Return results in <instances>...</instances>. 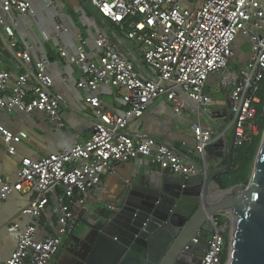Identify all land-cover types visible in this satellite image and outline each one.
I'll return each mask as SVG.
<instances>
[{"label":"built area","instance_id":"obj_1","mask_svg":"<svg viewBox=\"0 0 264 264\" xmlns=\"http://www.w3.org/2000/svg\"><path fill=\"white\" fill-rule=\"evenodd\" d=\"M53 5L52 0H47ZM105 19L118 27L115 32H101L96 40L99 53H89L81 34L75 51L58 46L62 59L76 64L84 78L79 87L88 91L86 99L97 120L90 138L69 149L39 160L24 159L16 182L0 178V204L13 192L36 190L38 197L24 209L31 218L25 227L13 224L9 232L18 234V245L4 264H55L66 242L78 226V211L105 175L117 174V168L138 156L150 158L163 170L189 179L200 169L186 160L177 145L148 135L131 134V121L142 118L158 99L172 104L175 115L183 121L184 113L212 116L214 98L211 86L229 93L235 148L258 134L255 123L260 103L258 93L264 79V0H87ZM34 16L28 0H0L2 51L13 64L0 70V112L19 110L27 115H46L57 126L62 124L64 102L53 92L49 61L33 62L29 51L21 48L15 26L19 18ZM68 29L57 26V37ZM245 36L252 47L247 64L229 68L234 45ZM44 38L51 39L48 35ZM130 43V45L128 44ZM101 85L118 90L128 110L123 115L107 111L96 94ZM196 148L206 168V147L225 140L226 131L197 123L192 127ZM0 135L15 154L14 144L24 134L13 135L0 126ZM12 143V144H11ZM57 195L55 235L39 239L38 228L49 196ZM114 209V207H111ZM216 212L208 246L201 251L200 264H222L226 240L223 236L233 226H219ZM233 218V217H232ZM233 236V235H232ZM200 239L195 237L185 248L177 264H199L195 254ZM230 254V253H229ZM228 254V259H229Z\"/></svg>","mask_w":264,"mask_h":264},{"label":"crops","instance_id":"obj_2","mask_svg":"<svg viewBox=\"0 0 264 264\" xmlns=\"http://www.w3.org/2000/svg\"><path fill=\"white\" fill-rule=\"evenodd\" d=\"M28 1L32 4L35 15L18 19L15 26L16 36L21 48L31 53L33 62L49 61L48 71L54 81L53 92L62 97L65 105L61 121L63 126H57L46 115L39 112L30 115L19 110L0 112L1 127L13 135H25L20 143L14 144L16 153L13 155L9 153V144L0 135V178L9 183L17 181L18 171L24 159L39 160L69 149L75 144L86 142L97 120L96 114L86 102L87 89L79 87L84 78L82 71L76 64L59 56L58 46L75 51L79 42L77 35L81 34L87 51L98 54L96 40L99 34L104 31L108 33L118 31V27L102 17L85 0H52L53 5L50 6L47 0ZM57 26L68 30L57 37ZM44 35H48L51 39H45ZM3 37L0 29V70H10L14 66L2 51ZM96 94L110 113L123 115L128 110L116 88L101 85ZM222 94L227 97L228 102L229 93L222 90ZM216 105L214 98V104L209 107L213 112L212 116L203 113L198 117L192 113V110H188L184 113L183 121H179L172 104L164 98L158 99L142 118L131 121L129 132L134 135H148L159 141L173 142L186 149L188 144L195 141L193 125L201 123L204 126H212L216 131L225 130V141L230 145V133L232 132L234 136L232 119L224 114L226 107L212 109ZM133 164L134 161L122 164L117 168V174L103 176L101 185L92 191L94 194L89 197L88 202L109 200L107 203H113L121 186L132 179ZM62 192V189H58L56 193L49 196V204L39 223L37 234L39 239L55 235L57 232L58 217L55 207L57 195ZM37 197L36 190L13 192L0 204V264H4L11 258L18 245V234L9 232V227L13 224L25 227L30 223L31 218L23 211ZM80 222L78 220V223ZM56 259L58 261V257Z\"/></svg>","mask_w":264,"mask_h":264},{"label":"water","instance_id":"obj_3","mask_svg":"<svg viewBox=\"0 0 264 264\" xmlns=\"http://www.w3.org/2000/svg\"><path fill=\"white\" fill-rule=\"evenodd\" d=\"M231 108L229 100L224 114L232 117ZM177 146L200 169L198 176L183 179L138 156L122 204L100 201L82 207L77 215L90 231L85 237L74 233L57 255V264H177L195 237L200 239L195 254L200 264L216 212L234 218L228 264H264V134L249 184L229 190H216L215 179L233 168L235 138L230 145L218 140L206 147V168L195 141L186 149ZM209 158L217 161L213 168ZM216 191L236 196L219 199L213 196Z\"/></svg>","mask_w":264,"mask_h":264},{"label":"trees","instance_id":"obj_4","mask_svg":"<svg viewBox=\"0 0 264 264\" xmlns=\"http://www.w3.org/2000/svg\"><path fill=\"white\" fill-rule=\"evenodd\" d=\"M258 97L260 98V103L256 105L257 115L255 119V123L258 126V134L252 136L242 146L234 149L232 170L228 174L220 175L215 179L221 190H229L238 185H248L250 182L251 171L264 134V79L261 83ZM226 262L224 257L222 264H226Z\"/></svg>","mask_w":264,"mask_h":264},{"label":"rangeland","instance_id":"obj_5","mask_svg":"<svg viewBox=\"0 0 264 264\" xmlns=\"http://www.w3.org/2000/svg\"><path fill=\"white\" fill-rule=\"evenodd\" d=\"M251 52H252V47H251L249 40L245 36L241 35L239 37L237 44H235L234 46V56L229 62V68L241 69L242 67H244L249 60ZM206 91L212 94V96L216 99L217 105L215 107H212V109L227 107V97L222 94L221 89L207 88ZM230 136H231L230 140L232 141L234 138L232 132L230 133ZM209 161L212 165V168L217 164V161H215L213 158H209ZM215 189L219 190L218 187H215ZM126 193H127V189L124 187V185H122L119 192L114 198L115 203L117 205L122 204ZM108 201L109 200H106V202ZM101 202H105V201H101ZM230 222L233 226H231L230 230L223 233V236L226 240V247H225L226 254L224 256L225 260L227 261L226 264H228L229 262L228 254L230 253V250H231L232 235L234 233V218H232V216L231 218H227L223 215L220 217V221H219L220 227H224ZM89 231H90V226L81 221L80 223H78V226L76 227L75 234L85 237Z\"/></svg>","mask_w":264,"mask_h":264},{"label":"bare ground","instance_id":"obj_6","mask_svg":"<svg viewBox=\"0 0 264 264\" xmlns=\"http://www.w3.org/2000/svg\"><path fill=\"white\" fill-rule=\"evenodd\" d=\"M213 196L219 199H224V198H234L236 196V192H232V193H221V192H213ZM235 230V227H234Z\"/></svg>","mask_w":264,"mask_h":264}]
</instances>
